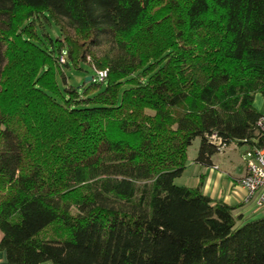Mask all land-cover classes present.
<instances>
[{"label":"trees","instance_id":"obj_1","mask_svg":"<svg viewBox=\"0 0 264 264\" xmlns=\"http://www.w3.org/2000/svg\"><path fill=\"white\" fill-rule=\"evenodd\" d=\"M255 94L264 0H0V264H264V214L174 183L264 147Z\"/></svg>","mask_w":264,"mask_h":264},{"label":"crops","instance_id":"obj_2","mask_svg":"<svg viewBox=\"0 0 264 264\" xmlns=\"http://www.w3.org/2000/svg\"><path fill=\"white\" fill-rule=\"evenodd\" d=\"M254 107L264 114V96L255 94ZM245 144L231 143L211 157L210 165H195V184L202 182V192L211 199L223 200L234 207L235 215H242L243 219L256 218L264 214V207H257L254 197H248L247 191L239 184L245 174V165L242 159L247 150ZM191 163V161L189 162ZM0 232V239H1ZM5 260L0 250V262Z\"/></svg>","mask_w":264,"mask_h":264},{"label":"rangeland","instance_id":"obj_3","mask_svg":"<svg viewBox=\"0 0 264 264\" xmlns=\"http://www.w3.org/2000/svg\"><path fill=\"white\" fill-rule=\"evenodd\" d=\"M63 59V58H62ZM64 61V59H63ZM61 58L59 60L60 63H63ZM16 67L13 64V56L12 59L8 61L7 68L5 70V78L4 82L9 83L12 82L13 73ZM65 75L69 84L76 85L77 90L80 92L83 91V87L90 83V81H86L87 76H93L94 81H98V77L95 72L91 69L88 64H81V70H76L72 66L70 68H65ZM20 72V71H19ZM19 72L17 75H19ZM11 79V80H9ZM58 84L62 87V81L60 77H57ZM105 84L101 85V89L104 88ZM200 143V139L195 138L191 145L187 149V165L183 171V173L174 179V183L177 185H186L192 187L195 184V165L192 160L197 156V150ZM191 161V163H189Z\"/></svg>","mask_w":264,"mask_h":264},{"label":"built area","instance_id":"obj_4","mask_svg":"<svg viewBox=\"0 0 264 264\" xmlns=\"http://www.w3.org/2000/svg\"><path fill=\"white\" fill-rule=\"evenodd\" d=\"M61 61H63L61 57ZM100 79L105 72L99 71ZM259 125L264 127V118L259 120ZM242 159L245 165V174L239 184L247 191L248 197H254L257 207H264V147L246 150Z\"/></svg>","mask_w":264,"mask_h":264},{"label":"water","instance_id":"obj_5","mask_svg":"<svg viewBox=\"0 0 264 264\" xmlns=\"http://www.w3.org/2000/svg\"><path fill=\"white\" fill-rule=\"evenodd\" d=\"M85 80H86V81L91 80V76H87Z\"/></svg>","mask_w":264,"mask_h":264}]
</instances>
